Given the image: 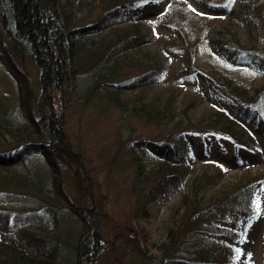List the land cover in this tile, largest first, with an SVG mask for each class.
Here are the masks:
<instances>
[{"label": "trees", "instance_id": "1", "mask_svg": "<svg viewBox=\"0 0 264 264\" xmlns=\"http://www.w3.org/2000/svg\"><path fill=\"white\" fill-rule=\"evenodd\" d=\"M165 3L170 20L163 25L174 38L185 24L179 13L189 19L184 9L179 12V0H0V55L16 85L14 100L0 95V189L12 187L17 197L40 201L52 225L58 220L60 224L62 213L81 216V207L65 190L66 179L79 202L85 199L99 208L96 201L90 203V182L81 169V154L73 149L64 129L67 112L80 91L78 78L86 76L90 84L86 97L94 93L128 118L160 131L156 137L133 140L129 152L130 192L135 199L132 216L143 232V243L136 247L140 258L151 264H230L232 242L239 240L256 215L254 204L264 187V170H244L235 181L215 188L213 181L222 174L219 169L214 168L216 173L208 165L196 173L188 169L199 147L211 141L218 147L229 143L237 157L233 161L252 155L257 145L264 151V85L254 87L255 94L247 97L239 84L230 86L231 78L225 82V77L201 70L210 95L223 97L233 107L231 112L204 108L197 114V99L173 86L151 93L149 87L168 71L171 54L178 55L179 45L165 39L163 47L143 50L150 33L136 24L116 25L118 20L137 19L147 12L161 14ZM222 3L204 0L200 6ZM259 3L264 0H254L250 8L257 9ZM84 10L95 12V17L81 21ZM231 37L236 41V36ZM7 46L38 68L36 97L27 72L16 64ZM231 46L229 40L221 41L217 50ZM251 60L254 67L264 69L260 55ZM190 67H181L179 73L192 75ZM136 89L134 94L121 95ZM195 137L199 141L192 146ZM33 156L43 157L47 170ZM188 182V191L153 244L156 254L146 255V234L139 221L150 216L149 199ZM96 213L94 208L86 212L90 225H83L80 242L74 246V264H90L107 248ZM15 233L16 239L0 237V264H55L53 247L47 245L50 250L40 255H31L26 248L23 237L37 242L36 231L17 228ZM185 236L191 237L190 249L183 246Z\"/></svg>", "mask_w": 264, "mask_h": 264}, {"label": "rangeland", "instance_id": "2", "mask_svg": "<svg viewBox=\"0 0 264 264\" xmlns=\"http://www.w3.org/2000/svg\"><path fill=\"white\" fill-rule=\"evenodd\" d=\"M179 1V12L184 9L183 12L189 19L183 18V14L179 13L185 24L175 32L174 38L163 25L164 21L170 20L166 3L160 6L163 10L161 14L147 12L138 19L118 20L120 25L116 26L125 23L136 24L143 31L150 33L151 40L141 47L143 50L154 51L163 47L165 39L170 43L176 41L178 47H181L176 48L179 52L176 57L171 54L168 71L149 87L151 93L166 85L173 86L180 89L182 95L187 92L197 99L200 103L195 108L197 114L204 108L231 112L233 107L223 97L210 95L205 76L200 71L223 76L225 78L222 80L225 82L227 77L231 78L233 82L230 86L239 84V88L244 90L247 97L255 94L254 87L264 85V69L254 67L251 60L257 54L264 59V3H259L257 9H251L250 5L254 0H217L224 3L204 8L200 6L204 0ZM79 16L81 21L90 20L95 17V12L84 10ZM232 34L236 36V41L231 37ZM225 40L233 44L231 49L217 50L218 44ZM7 49L16 64L27 72L36 97L40 91L38 68L31 59L20 55L10 46H7ZM1 56L0 95L7 100H14L15 80ZM188 62L192 75L179 73L181 67L189 66ZM89 85L86 76L78 78L77 90L80 91L67 112L64 129L73 149L77 154H81V169L90 182V203L96 201L99 208L93 204L89 206L85 199L79 202L78 193L66 179L65 190L73 202L81 207V216L78 217L70 211L62 213L58 215L61 216L60 224L58 225V220L57 225H52L50 216L40 201L34 197H17L12 187H6L0 189V237L7 240L16 239L17 228L36 231L39 238L37 242H27V237L22 239L26 248L29 247L31 255H40L53 247L56 253L55 264H74V246L80 242L83 225H90L86 212L94 208L98 211L96 214L99 217L100 236L108 245L90 264H151L150 260H142L136 252V247L143 243V232H140L132 216L135 199L130 192L133 167L129 162V152H132L133 140L158 136L160 131L128 118L94 93L86 97ZM136 92L138 89L123 91L121 95L125 97ZM261 97H264V93ZM198 141V137H195L191 141L192 146ZM218 145L213 141L201 145L195 153L196 157L191 161L188 169L190 173H196L206 165L211 166L213 170L219 169L222 174L213 181L216 188L223 183L235 181L244 170H264V151L259 145L255 153L235 161L233 159L237 157L229 143L222 142L225 147ZM33 159L37 165L47 170L48 165L43 157L33 156ZM16 170L21 169L18 167ZM214 172L216 173L215 170ZM188 184L189 182L178 187L170 186L162 194L149 199L147 205L150 208V216L144 221H139L146 234L147 243L143 245L146 255L156 254L152 249L153 244L163 233V227L166 226L164 223L168 222L176 211L182 194L188 191ZM254 207L255 218L241 233L239 240L232 242L234 259L230 264H264V187L260 190ZM190 240V236H185L183 246L190 249Z\"/></svg>", "mask_w": 264, "mask_h": 264}, {"label": "snow or ice", "instance_id": "3", "mask_svg": "<svg viewBox=\"0 0 264 264\" xmlns=\"http://www.w3.org/2000/svg\"><path fill=\"white\" fill-rule=\"evenodd\" d=\"M258 207H259V204H258V202H257V209H258ZM257 215H259V212H257ZM249 227H250V225H249ZM245 235H246V233H245ZM237 252H238V255L240 254L239 253V250H237ZM249 256L251 255L250 253L248 254Z\"/></svg>", "mask_w": 264, "mask_h": 264}]
</instances>
